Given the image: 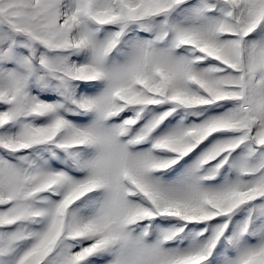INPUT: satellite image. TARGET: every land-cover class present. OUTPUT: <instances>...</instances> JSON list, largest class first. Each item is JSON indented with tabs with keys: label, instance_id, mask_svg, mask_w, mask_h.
I'll use <instances>...</instances> for the list:
<instances>
[{
	"label": "snow or ice",
	"instance_id": "1",
	"mask_svg": "<svg viewBox=\"0 0 264 264\" xmlns=\"http://www.w3.org/2000/svg\"><path fill=\"white\" fill-rule=\"evenodd\" d=\"M0 264H264V0H0Z\"/></svg>",
	"mask_w": 264,
	"mask_h": 264
}]
</instances>
